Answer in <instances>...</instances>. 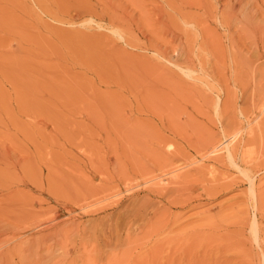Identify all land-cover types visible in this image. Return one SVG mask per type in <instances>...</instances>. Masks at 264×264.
I'll use <instances>...</instances> for the list:
<instances>
[{"label":"rangeland","instance_id":"obj_1","mask_svg":"<svg viewBox=\"0 0 264 264\" xmlns=\"http://www.w3.org/2000/svg\"><path fill=\"white\" fill-rule=\"evenodd\" d=\"M263 203L264 0H0V264H264Z\"/></svg>","mask_w":264,"mask_h":264},{"label":"bare ground","instance_id":"obj_2","mask_svg":"<svg viewBox=\"0 0 264 264\" xmlns=\"http://www.w3.org/2000/svg\"><path fill=\"white\" fill-rule=\"evenodd\" d=\"M234 136V134H232V135H230L229 136V138L228 139H231L232 137ZM226 141V140H225ZM224 142V141H223ZM228 142V141H227ZM222 144H223V146H226V144L227 143H222L221 141L219 142V144H216V145H214L215 147H214V149H220L221 148V146H222ZM177 170H179V169H177ZM176 171V170H175ZM175 171H171V173H173V172H175ZM170 173V172H169ZM176 173V172H175ZM179 173H177V176H175L174 174H172V176H174V177H178L179 175H178ZM249 176V175H248ZM253 179V178H252ZM178 180V179H177ZM251 183H253L252 182V180H251ZM253 185V184H252ZM252 185H251V193H252V196L254 197V195H256L257 197H258V195H257V192L258 191H255L254 190V188L252 187ZM255 187V186H254ZM213 193V192H212ZM262 194V193H261ZM251 196V197H252ZM259 198H260V196H259ZM262 198V197H261ZM114 199V198H113ZM84 200V199H83ZM255 200V199H254ZM257 201H258V199H256ZM259 200H262V199H259ZM263 202V201H262ZM260 205H262L261 203H260ZM263 205H264V203H263ZM257 206H258V204H257ZM256 207V206H255ZM258 208H259V206H258ZM261 209H262V207H261ZM260 208H259V210H261ZM258 216V215H257ZM43 226V225H42ZM253 234H254V236H253V238H254V240L258 243L259 242V232H260V226L258 227L257 226V224H255V225H253ZM259 229V230H258ZM263 230V229H262ZM264 234V233H263ZM68 235V234H67ZM263 236V235H262ZM262 238V237H261ZM58 241V240H57ZM64 242H65V240H64ZM61 250V249H60ZM126 254V253H125ZM263 254V253H262ZM118 255V254H117ZM121 255V254H120ZM264 255V254H263ZM126 256V255H125ZM114 257V256H113ZM115 258V257H114ZM117 258H119V257H117ZM129 258V257H128ZM111 259H113L112 257H111ZM119 259H121V257L119 258ZM125 259V258H124ZM114 260H116V259H114ZM92 261V260H91ZM109 261V260H108ZM118 261V260H117ZM123 261V260H122ZM128 261V260H127ZM114 262V261H113ZM71 263V262H70ZM94 263V262H93ZM121 263V262H120ZM88 264V263H87ZM112 264V263H111ZM124 264H125V260H124Z\"/></svg>","mask_w":264,"mask_h":264}]
</instances>
